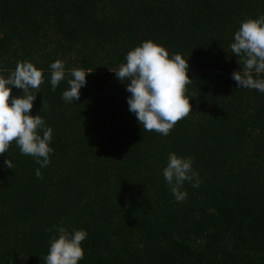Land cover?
<instances>
[{"label":"trees","instance_id":"obj_1","mask_svg":"<svg viewBox=\"0 0 264 264\" xmlns=\"http://www.w3.org/2000/svg\"><path fill=\"white\" fill-rule=\"evenodd\" d=\"M261 15L264 0H0V75L18 61L43 70L29 114L53 149L44 168L14 142L0 155V264H44L54 225L87 232L78 264H264V93L237 87L230 49ZM147 40L189 65L191 113L167 136L143 131L130 81L110 71ZM56 60L65 79L52 91ZM73 68L93 71L71 104ZM170 152L201 181L183 183L182 202L163 177Z\"/></svg>","mask_w":264,"mask_h":264},{"label":"clouds","instance_id":"obj_2","mask_svg":"<svg viewBox=\"0 0 264 264\" xmlns=\"http://www.w3.org/2000/svg\"><path fill=\"white\" fill-rule=\"evenodd\" d=\"M230 49L239 58L237 64L243 66L240 72L232 73L237 87L264 93V78H259L264 74V15L241 22ZM188 68L187 60L180 54L169 57L164 47L147 40L130 50L118 69L110 71L121 82L130 81L126 86V91L131 94L127 98L128 110L135 115L143 131L167 136L178 121L191 113L190 98L186 95V86L192 82L187 75ZM50 69V83L52 91H55L65 79V64L56 60L50 64ZM3 71L9 75L7 78L0 75V155L5 154L14 142L22 155L31 156L40 168L47 167L49 156L53 153L49 146L52 129L46 127L40 115L29 114L44 83L43 70L37 69L31 62L18 61L14 70ZM92 71L86 73L81 68L69 70L71 79H68V88L62 93L65 103L73 104L74 100H79L80 89L85 86L86 76ZM10 86L22 90V96L13 97ZM41 103L43 110L46 107L43 99ZM4 164L9 169L14 167L10 159H6ZM192 164L191 157H178L174 152L168 154L163 177L177 202L187 198V192L181 191L185 181H195L193 187L201 183ZM35 175L42 179L39 168ZM46 231L55 234L49 239L44 264H78L83 259L81 244L87 237L86 231L73 230L70 233L59 225Z\"/></svg>","mask_w":264,"mask_h":264}]
</instances>
